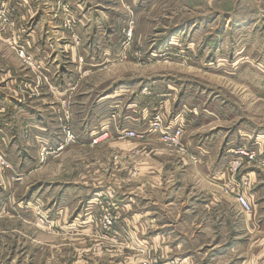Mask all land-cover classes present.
Segmentation results:
<instances>
[{
  "label": "rangeland",
  "instance_id": "374dc122",
  "mask_svg": "<svg viewBox=\"0 0 264 264\" xmlns=\"http://www.w3.org/2000/svg\"><path fill=\"white\" fill-rule=\"evenodd\" d=\"M0 264H264V0H0Z\"/></svg>",
  "mask_w": 264,
  "mask_h": 264
},
{
  "label": "built area",
  "instance_id": "2783aa9c",
  "mask_svg": "<svg viewBox=\"0 0 264 264\" xmlns=\"http://www.w3.org/2000/svg\"><path fill=\"white\" fill-rule=\"evenodd\" d=\"M21 53H24L23 51H21ZM71 132L69 131V134H70ZM126 135H129V136H134V131L132 130L131 132H129V133H127ZM170 135H174V137L175 138H177V141H175V142H173V141H170L171 143H173V144H175V145H180V142H179V139H180V135H181V130H176V131H174V132H172V133H167V135H166V137H167V139H168V136H170ZM252 149H254V150H256L255 148H252ZM251 151L252 152V154L250 155V157L251 158H253V157H255V151ZM244 153H248V152H245V151H242V154H244ZM238 200H239V202H240V204L245 208V209H247V210H249V209H251L252 208V206H251V203L249 202V200H248V198L247 197H245V195H243V194H239L238 195Z\"/></svg>",
  "mask_w": 264,
  "mask_h": 264
},
{
  "label": "crops",
  "instance_id": "0c3cea01",
  "mask_svg": "<svg viewBox=\"0 0 264 264\" xmlns=\"http://www.w3.org/2000/svg\"><path fill=\"white\" fill-rule=\"evenodd\" d=\"M188 131V130H187ZM185 135H186V131H185ZM214 163L212 162V160H211V162L209 161L208 163H207V165L205 166V167H200V166H197L198 168L197 169H199L204 175H206L207 173H208V170L212 167V165H213Z\"/></svg>",
  "mask_w": 264,
  "mask_h": 264
}]
</instances>
